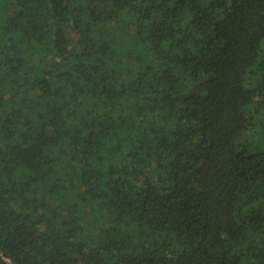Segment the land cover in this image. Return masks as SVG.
Wrapping results in <instances>:
<instances>
[{
    "label": "trees",
    "instance_id": "16d2710c",
    "mask_svg": "<svg viewBox=\"0 0 264 264\" xmlns=\"http://www.w3.org/2000/svg\"><path fill=\"white\" fill-rule=\"evenodd\" d=\"M0 264H264V0H0Z\"/></svg>",
    "mask_w": 264,
    "mask_h": 264
}]
</instances>
